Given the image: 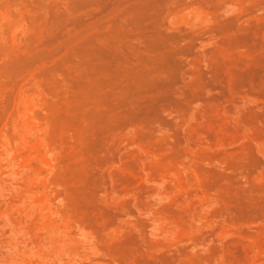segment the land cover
<instances>
[{
    "label": "rangeland",
    "instance_id": "rangeland-1",
    "mask_svg": "<svg viewBox=\"0 0 264 264\" xmlns=\"http://www.w3.org/2000/svg\"><path fill=\"white\" fill-rule=\"evenodd\" d=\"M0 264H264V0H0Z\"/></svg>",
    "mask_w": 264,
    "mask_h": 264
}]
</instances>
